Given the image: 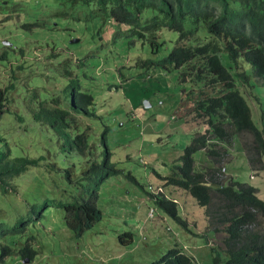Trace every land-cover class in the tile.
<instances>
[{"label":"rangeland","instance_id":"1","mask_svg":"<svg viewBox=\"0 0 264 264\" xmlns=\"http://www.w3.org/2000/svg\"><path fill=\"white\" fill-rule=\"evenodd\" d=\"M69 6L70 2L66 0H0V69L3 75L0 87L15 82L12 95L16 100L11 106L21 114V117L16 113L0 117V135L10 140L13 150L17 148V152L10 155L26 152L38 156L43 149L53 153V159L60 168V171L51 173L46 166H30L24 174L11 178L6 191L0 192V220L12 225L18 217L30 219L24 232L9 234L2 239L12 252L4 256L0 264H149L176 243L192 254L199 264H212L211 246L221 244L223 232L207 229L205 207L184 189L164 185V180L156 175L157 172L170 174L171 167L179 163L177 158L192 138V132L205 127L206 123L195 118L191 109L203 94L212 91L208 88L199 91L190 81L181 80L176 71L165 72L159 65L146 67V59H158L170 51L177 38L176 31L157 26L146 32L145 39L135 35L129 38L122 36L114 41L123 31L114 37V26L99 17L85 22L55 15L69 10ZM73 12L75 15H87V11L79 6H75ZM23 22L37 24L27 26ZM64 25L68 27L66 30ZM39 28L42 36L35 35ZM47 31L51 34L48 43L45 41ZM100 33L104 36L101 37ZM67 35L77 36V44L86 46L81 49L85 58L80 75V69L71 72V75L75 73L79 80L89 85L95 105L98 102L102 104L99 106L102 111L92 123L84 116L77 119L83 126L89 121L92 132L99 139L100 133L106 132L112 161L123 169V175L113 174L103 182L98 205L104 214L80 236H75L65 224L61 207L51 204L41 214V210L34 207L43 200H68V194L72 196L76 193L79 182L66 179L63 173L69 167L66 161L74 160L75 155L67 148L60 149L56 138L40 133V126L25 127L32 124L27 111L31 104H27L24 98L27 89L22 87L26 84V75L30 73L33 75L27 81L29 85L42 80L40 75L35 74L40 68L35 59L46 63L47 56H54L57 49L68 45ZM154 35L160 43L157 51L153 50L154 44L148 40ZM3 38L8 40L6 45L2 42ZM56 41L62 42L63 46H57ZM76 66L80 68L81 64ZM39 73L43 75L42 67ZM43 85L47 86L46 83ZM242 90L247 94L254 122L264 128V86L257 91L248 86ZM144 99L151 103L147 108L140 104ZM132 102H138L142 110L139 117L130 111ZM17 136L29 138L19 140ZM245 138V134L235 136L227 144L228 154L220 165L224 170L219 172L218 177L221 181L230 182L233 179L255 185L259 188L257 195L264 199V159L256 166L251 165ZM1 142L4 141L0 139ZM55 146L59 151L54 152ZM99 149L100 152L102 147ZM193 157L196 170L213 165L206 150H197ZM42 170L46 171L45 175ZM124 173H131L143 188L135 185ZM87 180H83L85 186H92L93 182L88 185ZM125 180L129 191L123 184ZM149 183L150 192L159 194L164 191L166 197L177 200V213L194 231L187 230L163 209L150 205V194L145 192ZM126 231L131 232L133 238ZM26 241L37 251L28 262L16 253Z\"/></svg>","mask_w":264,"mask_h":264},{"label":"trees","instance_id":"2","mask_svg":"<svg viewBox=\"0 0 264 264\" xmlns=\"http://www.w3.org/2000/svg\"><path fill=\"white\" fill-rule=\"evenodd\" d=\"M70 4H81L92 16L114 20L117 31L124 38L130 36L147 38V31L154 27H166L177 32L173 47L163 57L148 58L146 67L160 65L165 71H176L181 80H188L198 86L200 91L208 88L191 109L195 118L205 127L196 132L189 143L183 147L172 172L156 175L164 180V185L185 189L197 202L205 205L207 228L222 231L220 247L211 246L212 264H264V199L257 195L258 188L252 184L231 180H219L220 167L228 154L227 144L235 136L246 135L247 154L252 166L264 159V131L260 130L251 117V110L242 90L260 87L264 83V0H66ZM121 25L124 26L121 29ZM126 26V28H125ZM148 40L154 44V51L160 43L156 36ZM140 64L143 65L142 62ZM10 83L8 87L12 86ZM5 88H0V106L6 99ZM90 100V97L88 98ZM83 103L84 114L92 115L95 110ZM92 106V105H91ZM1 111V108H0ZM32 117L42 123L45 130L57 137L67 139L70 131L78 128L76 117L71 115L57 97L41 99L38 105L30 109ZM91 126L86 130L90 131ZM76 137V145L84 154L90 151V165L84 169V176L96 175L97 181L88 191L76 190L68 200H44L34 205L38 211L45 210L51 204L63 209V218L67 227L75 236L81 235L103 216L98 205L99 190L102 182L113 174H123L115 168L111 160L106 141V132H102L104 150L95 153L88 142L87 131ZM0 144V192L6 191L9 180L30 166H38L39 158L29 153L13 154L5 136ZM251 148V149H250ZM206 150L213 165L195 169L193 153ZM262 166V164H261ZM264 166V164H263ZM127 174L134 180L132 174ZM140 188L143 185L136 182ZM150 194L153 204L167 212L175 221H185L177 213V204L163 193ZM148 203V201H146ZM149 205V204H146ZM38 216V214H37ZM28 219L24 218V222ZM25 227L22 222L12 225L0 220V262L12 252V248L2 243L9 234L21 233ZM130 237L132 234H128ZM17 253L32 259L36 250L30 243L21 246ZM58 264V263H47ZM150 264H199L193 255L174 244L158 259Z\"/></svg>","mask_w":264,"mask_h":264},{"label":"clouds","instance_id":"3","mask_svg":"<svg viewBox=\"0 0 264 264\" xmlns=\"http://www.w3.org/2000/svg\"><path fill=\"white\" fill-rule=\"evenodd\" d=\"M75 6H79V7H82L84 8L86 11H87V15H84V16H80V15H75L74 14V7ZM70 9L69 10H65V11H61V13L59 15L55 14L56 16H59V17H62L63 19H66L67 17H70L71 19H76V20H80V21H90L92 20L93 18H101V20H104L106 21V23L108 22L109 24L113 25L114 26V37H116V33H118L117 31V28H118V25L115 27V24H114V20L110 19V18H102L100 16H92L94 13L96 12H91L90 9H88L87 7L81 5V4H70ZM74 18H72V17ZM2 20V19H1ZM23 25H27V26H30L32 24H37L35 22H23L22 23ZM41 24V23H39ZM45 26V25H43ZM122 26V25H121ZM66 30V28H68L67 26H63ZM33 29V28H32ZM31 29V30H32ZM40 29V28H39ZM104 29V28H103ZM122 29V27H121ZM34 31H32L30 34H32ZM29 34V35H30ZM43 32H41V29L39 30L38 33H35L36 36H42ZM101 34V37L104 36L102 33ZM100 34L98 36H100ZM113 34V32H112ZM51 34L47 31L46 33V43H48V40L50 38ZM123 35L120 33L115 39H113L114 41L117 39H119L120 37H122ZM2 42L3 44H7L8 43V40L7 38H5V41H4V38L2 39ZM99 42V40H98ZM66 43L68 45H66L65 47H63L62 49H57V51L55 52V55L54 56H47L45 59H46V63H41L40 59H35L39 62L40 64V68L38 71L35 72L36 75H40L42 77V80L39 81L37 80L36 82H34L32 85H29L27 83L28 79L33 75V73H30L28 75H26L27 77V80H26V84H23L22 87L26 88L27 90L24 92V98L25 100L27 101V104L30 105L29 108H28V113L30 114V118H31V121H32V124H27L25 125L26 128L30 129V128H36L37 126H40V133H46V134H49L51 135V137L54 139L56 138V142L58 143V146L60 149H65L67 148L68 151L70 153H73L75 155V159L74 160H68L66 161V166H69L67 168H65L63 170V173H64V176L66 179L68 180H71V179H74L76 180V182H79V186L77 187L78 190H81V189H85L86 191H88L90 188H92L94 186V184L96 183L97 181V177L96 175H93V174H90V176H84V169L88 168L89 165H90V151L89 149H86L84 154H81L79 153L80 152V149L78 148V146L76 145L75 141H76V137L78 135H81L83 134L82 131H87L88 133V142L92 145V148L94 147L93 143L96 145L95 146V153L96 154H102L103 150H104V144L102 143L103 141V138L105 137L102 136V132L100 133V139L97 137V135H95L96 133L95 132H92V125L89 123V121L92 123L94 117H96V114H95V110L93 111V114L92 115H87V114H84L82 111L83 108V103L86 102V101H90L88 104H87V107L90 106L93 108V105L94 107H96V111L98 113H100L102 110L99 109V106H102V104H99L101 102H98L94 103V96L92 95V92L91 90L88 88L89 85L87 84H84L83 81L79 80L77 75L75 73H73V75H71V72H75L76 69H80L79 70V75H80V72H81V68L82 66L84 65V58H85V52H82L81 49L82 48H85L83 47V43L78 45V37L77 36H69L67 35L66 37ZM85 43V42H84ZM56 44L57 46H60L62 47V42L60 41H56ZM97 44V43H96ZM71 45H73L71 47ZM34 51V49H33ZM94 55V52L93 54ZM3 56V55H1ZM5 57V56H4ZM58 57H60V59H57ZM57 59V60H56ZM63 61H68V63H65ZM60 63V66H56L57 63ZM54 65H53V64ZM79 63L81 64V67L79 68L78 66H76V64ZM72 64V66L70 65ZM67 65V66H65ZM64 66V67H62ZM68 66L70 68H68ZM160 66V65H159ZM26 67V65H25ZM24 67V68H25ZM41 67H42V70H43V75H41L39 72L41 70ZM62 67V68H61ZM161 67V66H160ZM97 67L94 68V70L96 69ZM162 68V67H161ZM163 69V68H162ZM164 70V69H163ZM88 71V70H87ZM165 71V70H164ZM1 69H0V81L2 80V73H1ZM42 72V71H41ZM167 72V71H165ZM82 73L85 75L86 72L84 70H82ZM81 77V76H80ZM40 79V78H39ZM82 79L84 80H88L87 77H83ZM261 83L259 84V86H264V83H262V79H260ZM10 83H13L12 86L8 87V85H10ZM9 84H6V85H3V87H0V88H5L7 94H6V99H3L2 100V105L0 106L1 108V111H0V117H3L7 114L9 115H12L14 113H16L17 115H19L21 117V114L18 113L17 111H15L14 109H12V102L14 100H16V97L12 95V90H14L16 88V84L14 81L10 82ZM44 83L47 84V86L43 85ZM113 86H116V85H113ZM111 87V85H110ZM198 86H196L197 88ZM199 88V87H198ZM256 90V89H255ZM109 92H111V88H109L108 90ZM200 91V90H199ZM244 92V91H243ZM245 96H246V99L248 101V104L250 106V110H251V117L253 119V112H252V109H251V105L249 103V100L247 98V94L244 92ZM53 97H57L59 99L60 102L63 103V107H66L69 112L71 113V115H73L74 117H76V120H77V123H78V128L75 127V129H72L70 131V136L65 139L64 137H60V136H56L55 134H51L49 133L47 130H45L44 126H42V123L41 122H38L36 121L33 117H32V112L30 111V109L32 107H35L38 105V102L42 99H51ZM90 97V100L88 99ZM199 100V99H198ZM132 106H131V113L132 115H137L138 117L140 115L142 110L141 108H139L138 106V102H132ZM140 104L144 107V108H147L150 106V101L148 99H144L143 101H140ZM92 105V106H91ZM78 116H84L87 118V120L89 121H86V124L83 126L82 124H80V122L78 121L77 117ZM254 121V120H253ZM255 123V122H254ZM256 124V123H255ZM87 126H91L90 127V131L86 130V127ZM260 130L264 131V128H260L258 127ZM202 129H198L196 131H193L192 134L194 135L196 132L198 131H201ZM141 132H142V129H141ZM106 134V133H105ZM91 135H93V137H90ZM18 137V136H17ZM10 138V137H9ZM26 138H29L28 136H25L23 138H19V140H23V139H26ZM191 139V138H190ZM190 139L188 140L187 143H189ZM9 141V145H10V140ZM108 145V143H107ZM242 145V144H241ZM185 146V145H184ZM41 147V146H40ZM99 147L101 148L102 147V150L99 152ZM59 148L57 146L54 147V152H57L59 151ZM97 149H98V152H97ZM108 150L110 151V154H111V160L113 159V155H112V151L111 149L109 148L108 146ZM200 150V149H199ZM204 150V149H203ZM196 152V151H195ZM194 152V153H195ZM182 153V152H181ZM180 153V154H181ZM193 153V154H194ZM30 154V153H29ZM31 155V154H30ZM33 156V155H31ZM33 157H36V158H39V166L42 167V166H46L52 173V171H60V168L57 166V162L53 159V153L51 152H48V151H45L42 149V152H40L38 154V156H33ZM81 157V158H79ZM178 160V158H177ZM84 161V162H83ZM142 162H145L143 159L141 160ZM179 161V160H178ZM77 162H78V165H77ZM114 162V161H113ZM115 163V162H114ZM61 167V166H60ZM65 167V166H64ZM115 168L119 169V170H123L121 167L117 166V164L115 163ZM27 171V170H25ZM23 171V172H25ZM43 171V175H45L46 171L42 170ZM22 172V173H23ZM49 172V171H47ZM50 173V172H49ZM24 174V173H23ZM131 174V173H129ZM115 176L117 175H120V174H114ZM123 175V174H121ZM53 176V174L51 175ZM133 176V175H132ZM110 177V176H109ZM109 177H107L106 179H108ZM134 177V176H133ZM61 177L59 176V179ZM135 178V177H134ZM85 179H89L87 180V183L88 185H91V183L93 182V185L92 186H88L86 187L83 180ZM105 179V180H106ZM104 180V181H105ZM103 181V182H104ZM126 181V180H125ZM131 181L136 185V178H135V181L131 179ZM103 182L101 184V186L103 185ZM171 186V185H170ZM174 186V185H173ZM172 186V187H173ZM255 186V185H254ZM101 188V187H100ZM151 188V184L149 183V188L147 191H149ZM76 189V190H77ZM142 189V188H141ZM183 189V188H182ZM185 190V189H184ZM186 191V190H185ZM258 191H259V188H258ZM146 192V191H145ZM150 192V191H149ZM164 191H160V193H163ZM152 194L156 195L157 193H154V192H151ZM159 193V194H160ZM188 194H190L188 192ZM191 195V194H190ZM69 196V194H68ZM99 196H100V190H99ZM192 196V195H191ZM195 200L196 198L194 196H192ZM69 199V198H68ZM98 200H99V197H98ZM170 200L172 201H175L176 204H177V200H173L170 198ZM44 201V200H43ZM197 202V200H196ZM198 203V202H197ZM199 204V203H198ZM201 205V204H199ZM201 206H204L205 209H206V206L205 205H201ZM31 207H33V205H31ZM100 207V206H99ZM152 208V207H150ZM153 209V208H152ZM45 210L44 209H41L40 211V214L43 213ZM39 214V215H40ZM37 216V215H36ZM180 216V215H179ZM181 217V216H180ZM205 217L206 219L207 216H206V213H205ZM102 218V217H101ZM182 218V217H181ZM27 219V218H26ZM183 219V218H182ZM30 220V219H28ZM185 221V219H183ZM16 222H22V224H25V227L23 229L22 232H24L25 228H26V224L28 223V221L24 222V217H18V220L15 221ZM177 222V221H176ZM179 223V222H178ZM186 223V221H185ZM182 224L184 227H186L187 230H191L189 229V227L187 225ZM207 224H208V221H207ZM208 229V228H207ZM191 231H194V230H191ZM21 232V233H22ZM125 233L127 234H132L131 232L129 231H126ZM16 234H20V233H16ZM80 236V235H79ZM130 237V236H129ZM133 238V236H131ZM124 241V239L122 240ZM222 241V239H221ZM126 242V241H124ZM30 243V242H29ZM222 244V242H221ZM221 244L219 246H215V245H212V246H215V247H220ZM23 246V245H22ZM176 246L177 243H176ZM186 246V245H185ZM21 247V246H20ZM19 247V248H20ZM180 247V246H178ZM18 248V249H19ZM181 248V247H180ZM17 249V250H18ZM182 249V248H181ZM183 250V249H182ZM184 251V250H183ZM186 252V251H185ZM17 253V251H16ZM37 253V251H36ZM188 253V252H187ZM190 254V253H188ZM20 255V254H18ZM192 255V254H190ZM35 256V255H34ZM22 260L25 261V262H28V257H22ZM32 260V259H30ZM152 263V262H150ZM149 263V264H150ZM59 264V263H58Z\"/></svg>","mask_w":264,"mask_h":264},{"label":"crops","instance_id":"4","mask_svg":"<svg viewBox=\"0 0 264 264\" xmlns=\"http://www.w3.org/2000/svg\"><path fill=\"white\" fill-rule=\"evenodd\" d=\"M125 182H126V181H125ZM123 184L126 186V188H127L126 190L129 191L128 183L126 182V183H123ZM169 188H171V187L169 186Z\"/></svg>","mask_w":264,"mask_h":264}]
</instances>
